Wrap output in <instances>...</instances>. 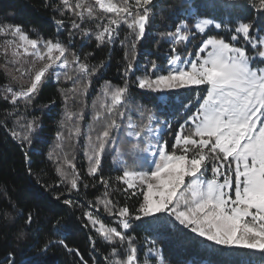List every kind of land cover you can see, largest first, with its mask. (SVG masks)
<instances>
[{"label":"snow or ice","instance_id":"6c2138e0","mask_svg":"<svg viewBox=\"0 0 264 264\" xmlns=\"http://www.w3.org/2000/svg\"><path fill=\"white\" fill-rule=\"evenodd\" d=\"M217 4L228 14V22L223 16L207 14ZM238 6L237 0H179L176 4L162 0H76L73 7L71 0H60V5L54 7L61 16L69 11L80 21H71L67 44L58 37L32 39L22 24L7 17L0 20V36L11 37L0 43V70L9 81L3 85L6 101L12 105L22 101L27 109L51 77L59 80L63 76L65 81L73 82L71 88L59 89L64 113L49 159H53V152L63 151L65 140L71 143L83 137L88 174L100 172L105 155L114 153L117 170L122 172L116 180L127 186L125 192L132 190L135 196L139 191L142 197L134 209L127 204L117 208L107 199L110 182L101 177L105 193L104 198L97 197L96 203L103 199L104 210L118 218L120 230L92 212L86 211L84 216L111 246L106 264H140L135 238L127 234L134 221L141 222L144 231L154 236L178 230L179 225L221 248L264 254V0H246L248 14L232 20L230 10ZM158 8L161 13H177L173 27L159 33L169 42L166 65L146 59L141 70L128 63L123 85L110 81L100 85L90 105L91 119L82 128L88 108L85 97L105 62L93 65L88 60L91 52L83 60L78 52H70L71 38L78 31L83 38L94 36L97 47L113 44L121 25H126L128 35L121 43L135 50ZM105 19L107 22L102 23ZM86 21L94 22L95 30L84 26ZM55 22L58 28L66 27L63 20ZM212 28L218 30L216 34H211ZM220 30H226L225 34L220 35ZM197 37L200 39L194 54L189 51L182 55L177 45H186ZM136 71L141 74L131 80L129 74ZM19 80L27 83L14 89L11 82ZM132 85L156 94L152 108L137 101ZM200 85L206 86L202 97L179 98L177 90ZM77 100L81 107L73 112L69 102ZM177 111H183L187 119L171 131L174 142L169 147L163 132L165 126L173 128L168 116L174 117ZM22 119L18 117L16 123L26 131L21 134L13 129L12 136L30 144L31 133L39 124L37 119L20 124ZM66 126L67 137L63 131ZM121 144L126 147L122 149ZM129 157L132 168L128 167ZM73 160L64 153L70 180L65 167L58 164L56 168L61 183L70 184L69 192L78 190L80 181ZM60 198L57 195L56 199ZM63 203L69 207L74 204L68 198ZM13 214L24 220L16 239L25 240L34 221L33 213L29 210L24 215L11 202L0 206V220L6 222ZM59 242L64 244L63 240ZM51 243H45L41 251ZM147 251L154 254L155 264H166L155 239ZM0 264H17L15 253L9 252ZM83 264L89 262L84 260Z\"/></svg>","mask_w":264,"mask_h":264},{"label":"trees","instance_id":"16d2710c","mask_svg":"<svg viewBox=\"0 0 264 264\" xmlns=\"http://www.w3.org/2000/svg\"><path fill=\"white\" fill-rule=\"evenodd\" d=\"M75 2L76 0H71L73 7ZM88 2L91 3L94 0H88ZM178 2L179 0H162V3L176 4ZM237 4L238 7L230 10L232 20L238 16L247 15L249 12L246 0H237ZM59 5L60 0H0V20L7 17L14 23L22 24L25 32L32 39L39 36L55 40L58 37L67 44L71 21L76 20L78 23L80 21L69 11H65V14L61 16L54 7ZM213 13L218 18L223 16L225 22H228L229 16L219 4L207 12V14ZM176 18V12L161 13L158 8L145 37L137 42L135 50L121 43L128 35L129 30L126 25H121L118 38L113 44L105 43L100 47H97L94 36L83 38L78 31L75 32L71 38L70 52H78L82 60L86 53L91 52L92 55L88 57V60L93 65L101 61L105 62V66L100 68L97 75L93 77L89 94L85 97L88 108L85 112V120L81 121L82 128L91 119V102L104 81H110L113 85H123L124 69L128 63H134L141 70L146 59L156 60L161 65H166V54L170 51L169 42L159 33L171 29L172 22ZM56 20H63L66 27L58 28ZM101 22L106 23L107 20ZM84 26L95 30L96 25L94 22L86 21ZM217 31L214 28L210 29L211 34H216ZM225 31L220 30V35H224ZM10 38L0 36V43ZM199 39L200 37H197V40L188 42L186 45H177V48L182 55H187L189 51L194 54ZM128 42L131 43V37ZM126 51L127 59L125 58ZM69 59H71L70 54ZM140 74L141 71H136L135 74L130 73L129 76L131 80H135ZM6 83L9 81L5 79L3 71L0 70V206H7L9 202L14 203L24 215H27L30 210L34 221L31 228L27 230L26 239L17 240V230L24 224L23 218H18L13 214L6 222L0 220V260H4L9 252H14L17 264H83L84 260L89 264L93 262L106 264L105 257L109 255L111 246L97 234L91 224H88L84 213L92 212L98 215L104 223L120 230L116 223L118 218L115 215H109L104 210L103 199L100 204L96 203L97 197L104 198L105 193V185L100 182V179L103 177L110 182L107 189L110 195L107 199L114 201L117 208L127 204L134 209L137 206V200L142 198L139 196V191L133 196L132 190L125 192L124 189L127 186L116 180V176L121 175L122 172L117 170L119 165L113 159L114 153L106 154L102 160L100 172L95 176H90L88 161L84 157L83 137L71 143L65 140L63 151L53 152V159H49V153L57 143L56 134L61 130L60 122L64 113V102L59 89L71 88L72 81H65L63 76L59 80H56L54 76L51 77L27 109L22 101L12 105L3 98L5 94L3 85ZM11 86L17 89L14 82H11ZM177 92L179 98L194 99L197 94L202 97L206 92V87L192 86L188 89H179ZM132 93L139 103L152 108L156 94L139 90L134 85H132ZM52 101L55 103L53 104ZM69 107L75 112L81 104L79 100L70 101ZM168 111L172 112V109ZM192 111H195V107ZM9 112L12 115H8ZM18 117H23L20 124L37 119L39 127L31 133L30 144L14 139L12 136L13 129L21 134L26 131V128H21L16 123ZM161 119L164 117L161 116ZM168 119L172 122L173 128L169 130L165 126L163 140L168 141L170 147L174 142L171 131L177 130L179 124L183 123L187 116L183 111H177L174 117L169 115ZM63 131L67 137V126ZM120 147L123 149L126 145L121 144ZM65 152L68 153L69 159L74 157L73 162L80 175L78 190L71 192L68 191L70 184L61 183V178L56 172L58 164L66 168L64 165ZM127 159L128 167H134L132 159L130 157ZM208 168L207 176L210 177V164ZM66 171L71 173L70 169L66 168ZM57 195L61 197L59 200L56 199ZM65 198L73 200V206L65 205L63 203ZM133 224V228L127 234L135 238L140 264H155L154 254L150 255L147 251L153 239L166 264L169 262L170 264H264V254L259 251L221 248L197 237L187 229H182L179 225H177L178 230H170L154 236L153 233L144 231L141 222L134 221ZM61 240L64 244L59 242ZM48 241H52L50 246L46 251H41ZM65 244L67 247L64 246ZM94 244L95 250L93 249ZM75 250L79 251V256ZM233 251L235 254H230Z\"/></svg>","mask_w":264,"mask_h":264},{"label":"rangeland","instance_id":"374dc122","mask_svg":"<svg viewBox=\"0 0 264 264\" xmlns=\"http://www.w3.org/2000/svg\"><path fill=\"white\" fill-rule=\"evenodd\" d=\"M190 58H194V55H193V57H190ZM181 66H183V65H181ZM17 86H16V88H18L19 87V85L20 84H26L27 83V81L26 80H19V81H16V82H14ZM204 85H200L199 87H203ZM206 87V86H205ZM144 264H149V263H144Z\"/></svg>","mask_w":264,"mask_h":264}]
</instances>
